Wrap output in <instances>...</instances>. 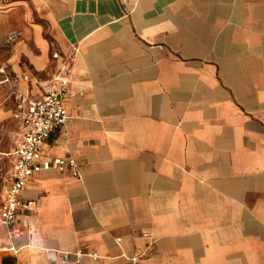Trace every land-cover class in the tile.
Segmentation results:
<instances>
[{"label": "crops", "instance_id": "obj_1", "mask_svg": "<svg viewBox=\"0 0 264 264\" xmlns=\"http://www.w3.org/2000/svg\"><path fill=\"white\" fill-rule=\"evenodd\" d=\"M0 59L37 94L71 63L44 153L80 163L31 177L0 264H264V0H0Z\"/></svg>", "mask_w": 264, "mask_h": 264}, {"label": "built area", "instance_id": "obj_2", "mask_svg": "<svg viewBox=\"0 0 264 264\" xmlns=\"http://www.w3.org/2000/svg\"><path fill=\"white\" fill-rule=\"evenodd\" d=\"M22 36V30L13 29L3 39L4 44L13 42ZM1 70L6 72L5 66ZM72 65L65 62L60 69L49 78V88L41 94L33 93L11 83L9 74L3 80L10 81L15 99L14 116L18 120L19 135L11 151L13 165L9 183L0 202V225L7 227L9 237L18 231L13 227L20 209H31L33 199L24 196L23 192L28 181L38 171L47 168L64 170L71 168L75 174H80V163L72 155L46 156L45 142L54 130L64 124L69 111L66 105L70 93V76ZM29 77L28 73L24 74ZM147 234V232H144ZM16 252L15 245L11 246ZM145 250L137 251L133 258L135 264H148L141 260ZM60 259L64 262L73 260L82 264L84 256L97 258L99 254L88 248L79 247L76 250H59ZM21 264V263H18Z\"/></svg>", "mask_w": 264, "mask_h": 264}, {"label": "rangeland", "instance_id": "obj_3", "mask_svg": "<svg viewBox=\"0 0 264 264\" xmlns=\"http://www.w3.org/2000/svg\"><path fill=\"white\" fill-rule=\"evenodd\" d=\"M14 105L12 85L7 82L0 83V202L10 180L13 165L11 150L19 135L18 120L14 116ZM3 232L4 230L0 228V244H5Z\"/></svg>", "mask_w": 264, "mask_h": 264}]
</instances>
